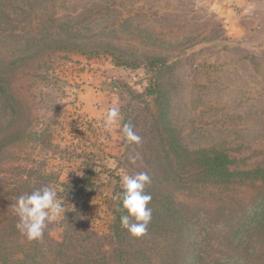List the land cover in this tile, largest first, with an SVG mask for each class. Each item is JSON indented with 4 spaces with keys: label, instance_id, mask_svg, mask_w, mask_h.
I'll use <instances>...</instances> for the list:
<instances>
[{
    "label": "rangeland",
    "instance_id": "obj_1",
    "mask_svg": "<svg viewBox=\"0 0 264 264\" xmlns=\"http://www.w3.org/2000/svg\"><path fill=\"white\" fill-rule=\"evenodd\" d=\"M216 1L0 0V70L28 58L11 81L36 133L0 156V178L47 175L38 186H55L67 210L45 231L54 241L66 231L108 234L125 172H147L150 187L162 179V110L189 151L225 153L236 171L264 168V49L228 43ZM114 106L119 126L108 132ZM9 121L0 98V128ZM125 123L140 144L126 142ZM259 185L178 190L176 199L186 213L208 212L213 233L230 234L229 219ZM150 260L161 264L155 253Z\"/></svg>",
    "mask_w": 264,
    "mask_h": 264
},
{
    "label": "trees",
    "instance_id": "obj_2",
    "mask_svg": "<svg viewBox=\"0 0 264 264\" xmlns=\"http://www.w3.org/2000/svg\"><path fill=\"white\" fill-rule=\"evenodd\" d=\"M27 59L10 61L0 70V98L10 116L7 126L0 128V156L23 141L30 142L31 135L36 136L29 129L32 124L29 110L11 81L18 63ZM165 115L162 110L164 136L161 141L164 159L169 160L159 163L162 179L153 180V187L150 183L145 189L152 196L148 205L152 209V219L145 236L132 238L121 227L123 213L119 199L115 221L108 234L100 236L87 231L83 237L78 232L66 231L62 241L56 242L45 232L43 239L28 242L16 228L18 217L12 205L19 196L40 188L37 181L47 177L43 175L35 180L28 170V178L21 177V173L0 178V205L7 210L2 220L5 225L0 228V264H153L150 259L154 253L161 264H262L264 168L236 171L231 168L234 160L225 153L203 149L189 151L175 131L166 125ZM12 169L17 171L18 167ZM246 182L260 183L261 191L259 197L245 206L243 213L231 216L229 221L233 228L230 234L227 231L213 233L211 226L214 223L209 221L208 212L186 213L176 199L178 190H195L201 194L199 190L206 187L222 189ZM160 184L162 190L158 187ZM200 196H205V192ZM150 237L153 242L147 241ZM159 237L162 238L159 240ZM216 243L226 244L228 249L216 250Z\"/></svg>",
    "mask_w": 264,
    "mask_h": 264
},
{
    "label": "clouds",
    "instance_id": "obj_3",
    "mask_svg": "<svg viewBox=\"0 0 264 264\" xmlns=\"http://www.w3.org/2000/svg\"><path fill=\"white\" fill-rule=\"evenodd\" d=\"M119 120V108L115 106L109 108L103 121L104 129L111 132L114 127L119 126ZM121 133L127 143L137 145L141 143L142 138L134 131L131 123H125ZM77 175L82 176L83 172ZM150 183L151 177L147 172L131 175L125 172L120 179L122 191L119 198L123 213L120 223L121 227L135 239L147 234L152 219V209L148 206L152 196L145 190ZM12 207L15 216L18 217L16 228L28 242L43 239L48 226L65 218L67 212L58 190L52 185L19 196Z\"/></svg>",
    "mask_w": 264,
    "mask_h": 264
},
{
    "label": "crops",
    "instance_id": "obj_4",
    "mask_svg": "<svg viewBox=\"0 0 264 264\" xmlns=\"http://www.w3.org/2000/svg\"><path fill=\"white\" fill-rule=\"evenodd\" d=\"M216 4L229 43L264 49V0H220Z\"/></svg>",
    "mask_w": 264,
    "mask_h": 264
},
{
    "label": "water",
    "instance_id": "obj_5",
    "mask_svg": "<svg viewBox=\"0 0 264 264\" xmlns=\"http://www.w3.org/2000/svg\"><path fill=\"white\" fill-rule=\"evenodd\" d=\"M228 43H229V42H228ZM230 44L235 45V44H237V43H230Z\"/></svg>",
    "mask_w": 264,
    "mask_h": 264
}]
</instances>
